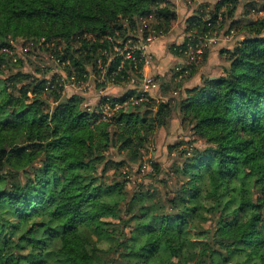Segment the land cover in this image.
<instances>
[{"label":"trees","instance_id":"16d2710c","mask_svg":"<svg viewBox=\"0 0 264 264\" xmlns=\"http://www.w3.org/2000/svg\"><path fill=\"white\" fill-rule=\"evenodd\" d=\"M195 2L183 39L169 45L184 58L175 79L199 73L208 59V47L192 58L191 45L240 33L238 0ZM177 17L175 0H0V73L3 65L12 71L0 79V264H264V17L225 50L222 73L202 75L178 102L182 125L208 143L169 144L182 145L177 170L187 181L161 186L165 168L151 159L150 183L129 191L134 179L120 171L143 165L150 134L170 125L175 107L131 83L143 77L140 51L124 59L115 44L167 35ZM16 38L52 44L67 77L24 70L23 55L8 51ZM94 73L96 88L128 87L102 95L99 110L127 106L102 118L82 96L65 95L67 80L80 84ZM190 210L212 220L202 229L192 224L195 238Z\"/></svg>","mask_w":264,"mask_h":264},{"label":"rangeland","instance_id":"374dc122","mask_svg":"<svg viewBox=\"0 0 264 264\" xmlns=\"http://www.w3.org/2000/svg\"><path fill=\"white\" fill-rule=\"evenodd\" d=\"M205 1V0H200ZM215 2V0H207ZM176 2V10H177V19L174 21L172 30L167 35V41L175 39L178 33L182 34V28L185 25V18L193 12L196 7L195 0H175ZM235 17L238 19L237 24V31L239 34H219L216 36L214 40L209 41L205 47H208L210 50L209 56L207 61L203 62L200 66L199 73H195L194 75H188L186 77H177L176 79L173 78L174 72L176 70V64L173 66L164 65V74L166 76V84L161 89V96L169 98L172 102V107H175L170 117V125L168 127H161L158 128L153 134H150L151 141L148 143V147L143 150V159L144 163L142 166L139 163H133L132 166L129 167L122 166L120 171L122 174L129 173L133 181L127 183V189L131 191L137 182L140 180L145 183H150L151 179L147 178L146 175H149V172L152 170L153 166L151 164V159L157 160L162 164L165 168V172L159 173L161 177H165L166 184L163 182L160 185H166L167 189H170L175 186H181L182 183L187 181L188 176L182 173L180 170H177V167L180 166V159H179V149L183 145H187L193 142L195 145H199L201 147H206L208 143L205 141L204 138L200 137L198 134L192 131L191 128L184 127L180 121L179 117V108L178 102L181 97L186 96V88L193 87L203 82L202 75L207 74L211 75L212 78L216 77L220 73H222V65L226 62L227 59V52L232 48L236 41L244 35L245 26L250 21L259 20L264 17V0H238L237 8L235 10ZM183 26V27H182ZM244 32V33H243ZM21 38H16L13 40V47L10 48L8 51L10 53H19L23 55L22 62L19 64L24 70L31 71L35 76H46L52 77L53 75L62 76L65 79L67 76L63 71L60 62L53 56L51 44L48 48H42L35 45H32L30 42L24 41ZM179 58V57H178ZM183 59L184 58H179ZM19 66V67H20ZM4 71L0 73V79L4 76H8L11 74V69L7 66L3 65ZM15 68L18 65L14 66ZM45 71V72H43ZM173 78V79H172ZM95 80H91V82L78 84L73 83L72 80L66 81L64 93L66 96L70 95H77V97L82 96L83 100L81 102L82 106H87L89 109H95L99 111V114L102 116L107 115V113L111 112L110 105L105 103L104 109H100L97 107L100 98L102 95L110 94V93H123L128 88L120 86H113L110 85L104 90L100 88H96ZM178 84V85H177ZM3 85L2 80H0V86ZM158 85V84H157ZM159 86V85H158ZM157 87V86H156ZM153 92V90H151ZM160 97V96H158ZM132 102V101H131ZM129 105V104H128ZM127 106V104H126ZM119 108V106H117ZM121 107V106H120ZM150 133V132H149ZM176 141H184V143L179 145V147L175 149H171L169 147L170 143H174ZM107 151L114 157H121V153L118 152V149L115 147H108ZM176 168V169H175ZM113 170V169H112ZM240 179L233 181L236 182L235 185L239 186L241 184ZM202 191L205 192L206 188V181L203 176L202 178ZM191 186V184H189ZM163 188V187H162ZM164 189V188H163ZM203 196V194H201ZM115 198H120L119 194H115ZM202 200V197H201ZM197 202V201H196ZM184 206L183 203H180V206ZM188 205H191L189 202ZM204 213V212H202ZM189 216V229L192 233V237L197 236V230L192 228V224H197L199 228L202 226L210 227L212 220L211 218H207V216L203 217V214L188 211ZM228 219V218H225ZM202 229V228H201ZM28 238L31 242L34 243L35 240V232L29 231L27 234ZM99 244L103 245L104 248H107L110 245V242L101 241ZM192 250L194 248L192 247ZM113 251H105V258L110 260ZM155 259V258H154ZM109 264V263H106Z\"/></svg>","mask_w":264,"mask_h":264},{"label":"built area","instance_id":"2783aa9c","mask_svg":"<svg viewBox=\"0 0 264 264\" xmlns=\"http://www.w3.org/2000/svg\"><path fill=\"white\" fill-rule=\"evenodd\" d=\"M184 35H185V33H184ZM216 36H218V35H213L211 37H206L203 40V42H201L199 47H197V48H195V47H193L191 45L189 47L188 54L193 58L195 54L201 53L203 51L204 47L208 44V42L214 40ZM155 37H158V36L149 35V36H147L145 38H140L137 41L129 38V39H127L124 42L123 46L115 44V49L119 53L124 55V59L125 58L135 59V56L133 55L134 51L135 50H139L140 51V59H141V61L142 60L144 61V64H143L142 68L139 69V71L142 73L143 77L141 79L133 77L131 79V83L133 85H135L136 87H139L140 90H143L144 92L149 93L150 95H153L151 93V87L152 86H156V83H155L156 81L154 82L153 78H148L146 76V74H145V66L150 64V62L152 60V56H151V54L149 52V45L153 41V39ZM122 61L124 62V60H122ZM123 62L121 63V67L123 65ZM100 67H102V69H101V72L97 76L99 77V80L101 81V80L104 79L103 73L106 70V68H105V66H100ZM179 69H180V67L176 66V70H179ZM93 77H96V74L95 75L91 74V77L88 80H86V81H84V82H82L80 84H83V83H88L89 84L91 82V80H94ZM179 77H181V76H179ZM72 82L75 83L74 81H72ZM157 84H159V83H157ZM110 85L111 84H109L108 86H110ZM160 86H161V83H160ZM126 104H127V102H124L123 104L118 103L114 107L110 106V109L113 111L114 109L118 108L117 106L120 107V106H123V105H126Z\"/></svg>","mask_w":264,"mask_h":264},{"label":"crops","instance_id":"0c3cea01","mask_svg":"<svg viewBox=\"0 0 264 264\" xmlns=\"http://www.w3.org/2000/svg\"><path fill=\"white\" fill-rule=\"evenodd\" d=\"M183 27V26H182ZM183 30V28H182ZM184 32L178 33V35L175 37V39L167 41V36L161 35L158 37H155L153 41L149 45V52L152 56V60L150 64L145 66V74L148 78H153L154 82L156 83V86H152L151 92L154 96H161V89L160 83L162 81V78H160V81L158 80V77H164L166 78L164 74V65L168 63V65L177 64L178 61H181L176 55H174L169 50V45L172 42L175 41H181L183 39ZM157 83H159L157 85ZM162 97V96H161ZM166 98V97H164Z\"/></svg>","mask_w":264,"mask_h":264},{"label":"water","instance_id":"95a60500","mask_svg":"<svg viewBox=\"0 0 264 264\" xmlns=\"http://www.w3.org/2000/svg\"><path fill=\"white\" fill-rule=\"evenodd\" d=\"M215 77V76H214Z\"/></svg>","mask_w":264,"mask_h":264}]
</instances>
